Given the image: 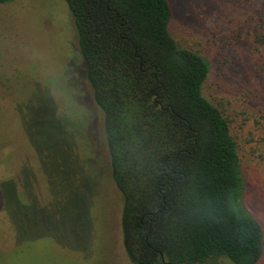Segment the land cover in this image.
<instances>
[{"label": "trees", "instance_id": "1", "mask_svg": "<svg viewBox=\"0 0 264 264\" xmlns=\"http://www.w3.org/2000/svg\"><path fill=\"white\" fill-rule=\"evenodd\" d=\"M66 2L132 264H261L264 226L245 194L248 178L264 180L263 87L208 99L211 65L178 39L171 0ZM236 8L220 80L234 46L264 59V0Z\"/></svg>", "mask_w": 264, "mask_h": 264}, {"label": "rangeland", "instance_id": "2", "mask_svg": "<svg viewBox=\"0 0 264 264\" xmlns=\"http://www.w3.org/2000/svg\"><path fill=\"white\" fill-rule=\"evenodd\" d=\"M171 1L178 39L211 65L208 99L264 92V59L246 46L231 48L216 78L240 0ZM81 68L66 0L0 4V264H132L102 116ZM245 204L264 226L262 177L248 178Z\"/></svg>", "mask_w": 264, "mask_h": 264}, {"label": "flooded vegetation", "instance_id": "3", "mask_svg": "<svg viewBox=\"0 0 264 264\" xmlns=\"http://www.w3.org/2000/svg\"><path fill=\"white\" fill-rule=\"evenodd\" d=\"M72 53H74V52H71V54ZM73 55H76V53H74ZM80 66L82 67V65H81V61H80ZM81 71H82V73H83V68H81ZM83 84H85V76H84V74H83V78H82V82H81V86H83ZM80 86V87H81Z\"/></svg>", "mask_w": 264, "mask_h": 264}]
</instances>
